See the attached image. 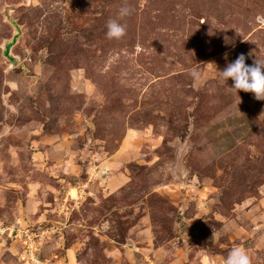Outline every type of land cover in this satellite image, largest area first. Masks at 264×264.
Masks as SVG:
<instances>
[{
    "label": "rangeland",
    "instance_id": "rangeland-1",
    "mask_svg": "<svg viewBox=\"0 0 264 264\" xmlns=\"http://www.w3.org/2000/svg\"><path fill=\"white\" fill-rule=\"evenodd\" d=\"M240 54L264 0H0V264H264V100L217 71Z\"/></svg>",
    "mask_w": 264,
    "mask_h": 264
},
{
    "label": "clouds",
    "instance_id": "clouds-1",
    "mask_svg": "<svg viewBox=\"0 0 264 264\" xmlns=\"http://www.w3.org/2000/svg\"><path fill=\"white\" fill-rule=\"evenodd\" d=\"M130 14L131 9L129 7H121L118 12V18L110 19L107 22L106 36L109 39L119 40L126 34V25L120 23V19ZM217 71L223 81L226 82L231 78L233 84L230 89L234 91L236 95L238 90H243L244 92L253 93L257 100H264V60L256 59L253 65H246L245 55L240 54L233 62L228 63L222 71ZM191 75L196 79L199 78V73L195 69L191 71ZM185 175H187V173H185ZM228 230L227 226L223 229L225 232ZM224 264H252V260L245 248L234 247L229 251L224 260Z\"/></svg>",
    "mask_w": 264,
    "mask_h": 264
}]
</instances>
